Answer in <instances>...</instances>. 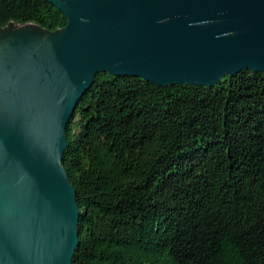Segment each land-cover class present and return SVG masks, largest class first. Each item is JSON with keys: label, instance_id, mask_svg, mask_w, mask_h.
Returning a JSON list of instances; mask_svg holds the SVG:
<instances>
[{"label": "trees", "instance_id": "16d2710c", "mask_svg": "<svg viewBox=\"0 0 264 264\" xmlns=\"http://www.w3.org/2000/svg\"><path fill=\"white\" fill-rule=\"evenodd\" d=\"M11 21L67 23L47 0H0ZM66 138L71 264H264V72L213 86L97 73Z\"/></svg>", "mask_w": 264, "mask_h": 264}, {"label": "water", "instance_id": "95a60500", "mask_svg": "<svg viewBox=\"0 0 264 264\" xmlns=\"http://www.w3.org/2000/svg\"><path fill=\"white\" fill-rule=\"evenodd\" d=\"M53 31L0 26V264H71L66 126L97 73L213 86L264 72V0H47Z\"/></svg>", "mask_w": 264, "mask_h": 264}, {"label": "rangeland", "instance_id": "374dc122", "mask_svg": "<svg viewBox=\"0 0 264 264\" xmlns=\"http://www.w3.org/2000/svg\"><path fill=\"white\" fill-rule=\"evenodd\" d=\"M19 27H21L20 23H14L13 24V28H19Z\"/></svg>", "mask_w": 264, "mask_h": 264}]
</instances>
